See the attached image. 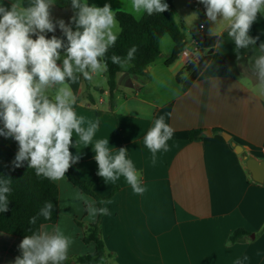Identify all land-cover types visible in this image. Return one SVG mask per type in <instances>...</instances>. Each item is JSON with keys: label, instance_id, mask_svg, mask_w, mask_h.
I'll list each match as a JSON object with an SVG mask.
<instances>
[{"label": "crops", "instance_id": "0c3cea01", "mask_svg": "<svg viewBox=\"0 0 264 264\" xmlns=\"http://www.w3.org/2000/svg\"><path fill=\"white\" fill-rule=\"evenodd\" d=\"M174 5L179 24L187 27L191 20H197L191 44L193 35L213 36L209 34L212 26L222 33L216 36L214 51L225 59L233 76L208 62L184 89L188 61L180 55L176 62L166 65L174 42L171 39L170 45L166 38L170 36L164 35L160 48L168 42L169 51L161 52L144 75L117 74L114 108L106 73L94 78L89 89L82 77L72 85L78 97L77 114L100 122L93 144L85 147L74 133L70 149L73 155L80 154L79 162L70 168L81 180L94 181L93 190L109 213L101 216L99 226L105 254L95 264H235L244 256L248 260L243 264H264V183L252 180L242 154L234 146L240 145L248 154L264 159V97L253 91L256 78L251 69L256 57L264 54L259 48L264 43V13L258 15L249 33L259 36L257 44L236 49L223 26L207 20L205 6L199 0H174ZM161 116L175 131L168 142L170 150L157 153L153 166L143 137ZM192 130H202V134L189 139ZM206 130L208 135L204 134ZM98 139H109L113 151L127 149L147 189L143 195L134 194L123 177L106 184L97 175L92 147ZM4 146L18 151L14 139L0 136V147ZM60 181L70 195L63 209L72 224L68 230H73L76 240L86 247L81 253H68L64 264H81L75 258L95 250L94 243H84L83 237L99 215L89 220L80 197L97 200L73 186L66 175L54 181L60 192L58 219L43 225L41 231H51L57 224L64 227ZM238 229L247 233L232 242L230 237ZM21 241L0 232V264H14L21 255Z\"/></svg>", "mask_w": 264, "mask_h": 264}, {"label": "clouds", "instance_id": "9594fccd", "mask_svg": "<svg viewBox=\"0 0 264 264\" xmlns=\"http://www.w3.org/2000/svg\"><path fill=\"white\" fill-rule=\"evenodd\" d=\"M199 3L205 6L207 20L212 25L223 26L236 49L257 44L259 36L249 33L258 15L264 13V0H199ZM53 5V0H27L26 4L23 0H11L10 6L0 3V136L12 138L18 144L12 162L14 168L27 162L37 176L59 181L80 160V154L73 155L70 151L73 134L87 147L93 144L100 124L98 119L77 114L78 97L72 85L81 77L92 82L108 72L107 53L123 29L116 18L117 11L110 4L98 7L90 6L87 0H71L75 14L69 23L63 19L53 21L50 11ZM168 10L165 0H130L126 9L136 20ZM57 28L66 39L46 36ZM209 34L222 35L213 26ZM259 48L264 53V43ZM136 52V46H132L124 57L112 55L111 63L126 68ZM61 60L62 64H58ZM251 69L256 78L253 91L264 97V54L256 57ZM174 131L161 116L143 137L153 166L157 163V153L170 150L168 142ZM92 150L98 165L97 175L106 184L123 177L134 194L143 195L147 191L126 148L113 151L109 139H98ZM11 183L10 176H0V213L8 211ZM80 198L90 218L109 214L107 207H96L95 200ZM53 210L54 205L46 201L29 224H35L40 216L50 220ZM72 242L59 224L51 231H33L19 244L21 255L14 264H64ZM247 260L244 256L235 264Z\"/></svg>", "mask_w": 264, "mask_h": 264}, {"label": "trees", "instance_id": "16d2710c", "mask_svg": "<svg viewBox=\"0 0 264 264\" xmlns=\"http://www.w3.org/2000/svg\"><path fill=\"white\" fill-rule=\"evenodd\" d=\"M53 2L58 7L71 8L75 14L71 6V0H53ZM165 2L169 5L168 11L161 14H153L152 16L144 15L140 20L134 19L126 11H117L116 18L123 31L119 33L115 46L109 49L106 57L108 59L107 84L113 108L117 105L115 99L117 74L128 72L144 75L148 66L154 63L160 56V41L164 35H169L174 42L173 51L166 60V65L169 66L176 62L184 50L186 40L184 33L185 26L179 24L176 20L174 0H165ZM23 3L26 4L27 0H23ZM57 37L64 38L63 33H60ZM193 39H198V35H193ZM216 40V36H204L202 38L201 48L206 53L199 62H192L185 68L188 77L183 83L184 89L192 83L208 62H213L223 72L233 76L225 59L214 51ZM132 46H136L137 52L135 59L131 61L128 67L121 68L111 63L110 57L112 55L124 57ZM177 80L181 81L179 75L177 76ZM85 84L87 89L91 87L89 81L85 80ZM96 112L99 115V111ZM0 127H2L1 124ZM201 134L202 130H192L188 136L189 139H197ZM16 153L8 146L0 147V176H10L12 179V192L8 197V211L0 213V232L23 239L26 235H31L33 231H41L42 226L45 224L56 223L60 192L56 182L42 176H37L33 169L28 168L27 162L20 168H14L12 162ZM65 175L73 186L94 197L99 207H101V198L93 190V180L90 182L81 180L71 168H69ZM46 201L54 205L51 219L45 220L40 216L37 218L35 224H29L30 218L37 216L40 208L43 207ZM101 216L99 215L98 220L90 226L88 233L83 237L84 243H94V252L77 256L75 258L76 263L95 264L103 260L105 254L104 243L99 233ZM246 233L245 229H238L231 235L230 240L235 242Z\"/></svg>", "mask_w": 264, "mask_h": 264}, {"label": "rangeland", "instance_id": "374dc122", "mask_svg": "<svg viewBox=\"0 0 264 264\" xmlns=\"http://www.w3.org/2000/svg\"><path fill=\"white\" fill-rule=\"evenodd\" d=\"M88 4L91 5H95L98 7H103L106 3L111 5V8L113 11H119L122 9H127L130 5V0H87ZM0 3H3L6 6H10L11 4V0H0ZM51 11V15L53 18V21L59 20V19H63L65 21V23H69L71 17L73 16V11L70 8H64V9H59L55 3L52 6V8L50 9ZM198 29V23L197 20H191V22L189 23V26L185 27V36H186V40H185V46H184V50L190 51V50H194L195 46L192 42L191 44V38H192V31L195 32ZM61 33V31L59 30V28H57L55 33H46L48 38H51L53 35L58 36ZM35 38V37H33ZM171 45V38L170 37H166ZM168 46V42H164L160 48L161 52L166 53L169 51ZM168 49V50H167ZM102 85V84H101ZM104 87H106L107 85L103 84ZM101 94L100 92L97 93V97H100ZM103 98H105L107 100L106 96H102ZM61 190H62V217H61V224L65 232V230H67L65 232L66 235L70 236L72 238V244L69 248V252L68 253H81L82 251H86V247L85 245L81 244L80 242H78L76 240V237H74V232L73 230L70 232L68 230V228H72V224L70 222V220H68L67 218H65V215L63 213V209L65 208V205L68 201V199L70 198V195H68V190L66 191V186L65 184H62L61 181L59 182ZM89 220H92V218H90L88 216Z\"/></svg>", "mask_w": 264, "mask_h": 264}, {"label": "water", "instance_id": "95a60500", "mask_svg": "<svg viewBox=\"0 0 264 264\" xmlns=\"http://www.w3.org/2000/svg\"><path fill=\"white\" fill-rule=\"evenodd\" d=\"M204 134L208 135V130L204 131ZM234 146L237 152L242 154L246 162V169L249 171L252 180L256 183H264V159L248 154L240 145L235 144Z\"/></svg>", "mask_w": 264, "mask_h": 264}, {"label": "built area", "instance_id": "2783aa9c", "mask_svg": "<svg viewBox=\"0 0 264 264\" xmlns=\"http://www.w3.org/2000/svg\"><path fill=\"white\" fill-rule=\"evenodd\" d=\"M204 27V26H203ZM201 28V26H200ZM202 29V28H201ZM203 36H198V39H193V44L195 46L194 50H183V52L180 54L181 56H184L186 60L188 61V64L192 62H199L205 54H203V49L201 48V41ZM264 151V148H263Z\"/></svg>", "mask_w": 264, "mask_h": 264}]
</instances>
